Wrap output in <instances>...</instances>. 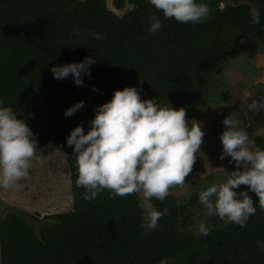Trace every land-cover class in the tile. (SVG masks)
Masks as SVG:
<instances>
[{
	"label": "trees",
	"instance_id": "obj_1",
	"mask_svg": "<svg viewBox=\"0 0 264 264\" xmlns=\"http://www.w3.org/2000/svg\"><path fill=\"white\" fill-rule=\"evenodd\" d=\"M204 2L209 17L193 24L165 19L147 0H111L114 10L123 11L120 16L106 0H0V101L24 118L37 150L49 146L66 163L71 191V209L44 216L48 222L38 227L24 212L0 218V264H158L161 258L168 264H264V210L258 204L243 227L204 215L198 192L224 181L220 173L189 182L180 195L154 199L157 210L167 208L168 214L156 229L143 232L139 194L110 198L104 190L93 200L82 198L86 189L75 183V158L65 144L72 128L80 124L86 132L94 107L124 87H137L142 100L155 97L160 106L183 107L196 118L209 116L212 106L229 104L224 70L239 61L242 68H237L247 73L249 61L240 57L248 49L264 52V0ZM253 7L260 13L258 24L251 22ZM153 14L162 27L150 33ZM237 29V36L229 35ZM87 56L95 62L83 86L71 76L53 78V66ZM249 90L252 99L264 97L262 84ZM81 100V109L63 115ZM258 114L263 133L252 141L264 149V109ZM238 119L241 127L243 118ZM224 127L210 130L204 153L221 148L218 135ZM248 195L256 203L255 194ZM201 220L210 228L206 236L196 231Z\"/></svg>",
	"mask_w": 264,
	"mask_h": 264
},
{
	"label": "clouds",
	"instance_id": "obj_2",
	"mask_svg": "<svg viewBox=\"0 0 264 264\" xmlns=\"http://www.w3.org/2000/svg\"><path fill=\"white\" fill-rule=\"evenodd\" d=\"M147 3L165 19L179 23L195 24L209 17L204 0H147ZM250 15L252 23L260 22L257 8L253 7ZM148 21L150 33L162 27L155 14ZM89 34L101 38L99 33ZM94 62L93 56H87L79 62L55 65L50 72L54 79L71 76L75 85L83 86V77L90 74L89 66ZM2 104L0 101V187L8 188L28 175L37 141L24 118H18ZM83 105L84 101H77L63 115L71 116ZM246 108L251 112L264 109V97L251 99ZM93 113L86 132L77 124L65 139L77 166L75 183L86 189L82 198L93 200L104 190H108L110 198L137 193L140 228L143 232L156 229L168 209L157 210L153 200L163 201L170 188L186 184L185 177L192 171L195 154L203 143L202 124L186 120L183 107L174 109L169 103L162 107L155 97L142 100L140 90L131 86L114 90L108 101L94 107ZM222 124L225 127L218 135L219 159L229 157L228 163L234 168L225 172L223 182L199 191L198 201L205 216L243 227L257 211L255 204L264 210V149L254 145L234 113L224 117ZM240 185H245L247 191L237 192ZM249 192L258 198L256 203ZM196 231L206 236L210 228L201 220ZM158 264H168L167 258H161Z\"/></svg>",
	"mask_w": 264,
	"mask_h": 264
},
{
	"label": "rangeland",
	"instance_id": "obj_3",
	"mask_svg": "<svg viewBox=\"0 0 264 264\" xmlns=\"http://www.w3.org/2000/svg\"><path fill=\"white\" fill-rule=\"evenodd\" d=\"M108 8L117 15L123 11L114 10L111 0H106ZM127 5L125 9H129ZM239 34V29L229 33L234 37ZM247 45V41H241ZM245 56L240 59L249 61L251 70L245 73L237 67L242 68L239 61L235 62L233 68L224 70L225 86L229 91L230 102L226 106H212L209 116L196 118L192 114H186V120H195L202 124L204 131L203 143L195 154L196 159L192 166V171L185 177V185L173 186L169 193L180 195L189 188V182L205 177L211 173H220L226 177L225 172H231L234 166L228 163L229 157L219 159L221 148L214 147L204 153L203 148L208 139L210 130L222 123L224 117L234 113L237 117L243 118L242 128L247 132L249 138L253 140L255 135L263 133V128L259 126V112L248 111L247 103L252 99L250 86L262 84L264 87V52L252 51L248 49ZM239 59V60H240ZM248 63V62H247ZM49 146L43 150H37L35 158L30 162L28 175L8 188L0 187V218L12 211L24 212L31 215L34 221L27 218L28 222L38 227L40 222H48L43 217L54 213H65L71 209L70 180L67 173L66 163L57 159ZM57 153V152H56ZM223 181L216 180L213 183ZM212 183V184H213ZM36 219V220H35ZM41 224V223H40Z\"/></svg>",
	"mask_w": 264,
	"mask_h": 264
}]
</instances>
